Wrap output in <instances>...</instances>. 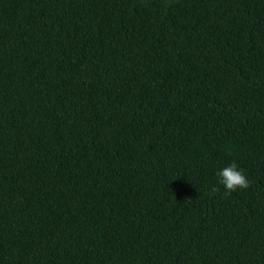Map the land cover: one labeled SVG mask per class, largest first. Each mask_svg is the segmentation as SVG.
<instances>
[{
  "label": "trees",
  "instance_id": "16d2710c",
  "mask_svg": "<svg viewBox=\"0 0 264 264\" xmlns=\"http://www.w3.org/2000/svg\"><path fill=\"white\" fill-rule=\"evenodd\" d=\"M0 264H264V0H0Z\"/></svg>",
  "mask_w": 264,
  "mask_h": 264
},
{
  "label": "clouds",
  "instance_id": "9594fccd",
  "mask_svg": "<svg viewBox=\"0 0 264 264\" xmlns=\"http://www.w3.org/2000/svg\"><path fill=\"white\" fill-rule=\"evenodd\" d=\"M220 177L219 183L224 185L226 194H230L237 188L246 189L250 186L247 177L245 176L242 169H239L235 162L230 163L227 167L223 168L217 173ZM217 187L211 189L212 193L218 192Z\"/></svg>",
  "mask_w": 264,
  "mask_h": 264
}]
</instances>
